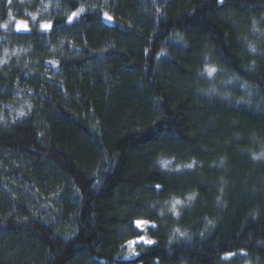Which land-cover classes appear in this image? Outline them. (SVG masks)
Wrapping results in <instances>:
<instances>
[{
	"label": "trees",
	"instance_id": "1",
	"mask_svg": "<svg viewBox=\"0 0 264 264\" xmlns=\"http://www.w3.org/2000/svg\"><path fill=\"white\" fill-rule=\"evenodd\" d=\"M0 264H264V0H0Z\"/></svg>",
	"mask_w": 264,
	"mask_h": 264
},
{
	"label": "rangeland",
	"instance_id": "2",
	"mask_svg": "<svg viewBox=\"0 0 264 264\" xmlns=\"http://www.w3.org/2000/svg\"><path fill=\"white\" fill-rule=\"evenodd\" d=\"M20 24H26L27 28H20V30H30L31 28H35L41 31H45L48 30L50 28V26L48 28H44L43 25L48 24L50 25V23H41V24H35L30 26L28 23L25 22H21V21H10L6 26V28H10V29H14V30H18V25Z\"/></svg>",
	"mask_w": 264,
	"mask_h": 264
},
{
	"label": "snow or ice",
	"instance_id": "3",
	"mask_svg": "<svg viewBox=\"0 0 264 264\" xmlns=\"http://www.w3.org/2000/svg\"><path fill=\"white\" fill-rule=\"evenodd\" d=\"M73 15L75 16L76 15V13H73ZM108 19H111V17H108ZM50 25H48V24H45V25H43V27L44 28H48ZM20 28H27V25L26 24H20V25H18V30H20ZM212 71H214V69H209V72L211 73ZM145 222H143V221H136V224L138 225V226H140V225H143ZM141 239H143L142 237H141ZM148 243H151V241H148Z\"/></svg>",
	"mask_w": 264,
	"mask_h": 264
}]
</instances>
